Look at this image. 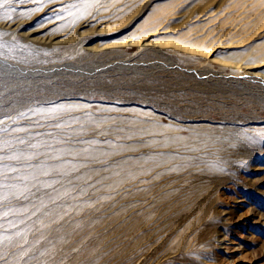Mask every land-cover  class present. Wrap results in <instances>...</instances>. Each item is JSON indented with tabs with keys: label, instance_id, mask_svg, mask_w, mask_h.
<instances>
[{
	"label": "rangeland",
	"instance_id": "1",
	"mask_svg": "<svg viewBox=\"0 0 264 264\" xmlns=\"http://www.w3.org/2000/svg\"><path fill=\"white\" fill-rule=\"evenodd\" d=\"M142 1L56 0L63 45L0 38V264H264V82L234 66L264 58V0ZM214 43L239 47L181 48Z\"/></svg>",
	"mask_w": 264,
	"mask_h": 264
},
{
	"label": "bare ground",
	"instance_id": "2",
	"mask_svg": "<svg viewBox=\"0 0 264 264\" xmlns=\"http://www.w3.org/2000/svg\"><path fill=\"white\" fill-rule=\"evenodd\" d=\"M153 0H143L142 1V4L143 6H148L149 4H151ZM18 3V2H17ZM20 3V2H19ZM63 3V2H62ZM16 4V3H15ZM36 2H25V3H20L19 6L22 7V9H28V8H32L33 6L36 7ZM14 5V4H13ZM39 5V4H38ZM61 5V4H60ZM65 5V4H64ZM16 6V5H14ZM58 8L60 6H57ZM39 8L40 10L39 11H33L32 14H28V16L26 17H22V18H13L11 21H7L5 19L3 20H0V31H3V32H9V33H13V32H17V31H20V30H23L24 32L21 33V35L23 36V38L25 39V41L27 42H31L33 44H37V45H44V46H57V45H63L67 42V34L68 32L70 31H66L64 29H61V25L63 23H66L62 20H64L62 14L61 16H58L57 14V8H56V4L55 5H46V6H37L36 8L34 9H37ZM61 8V7H60ZM15 10H18V9H15ZM20 10V9H19ZM17 12V11H16ZM67 13V12H64V14ZM2 14V13H0ZM15 15V14H14ZM17 15V14H16ZM15 15V16H16ZM67 16V15H66ZM3 17V15H2ZM68 17V16H67ZM66 17V18H67ZM94 17V16H93ZM95 18V17H94ZM99 18V17H98ZM204 18V17H203ZM1 19V18H0ZM92 19V18H91ZM90 18H86L82 21H79L80 23L76 26H78V28H83V27H86L88 25L91 24L92 20ZM97 19V18H96ZM102 19V18H101ZM66 20V19H65ZM95 20V19H94ZM98 20V19H97ZM206 20V19H205ZM100 21V20H99ZM104 21V20H102ZM101 21V22H102ZM98 21L94 22L97 23ZM105 23V22H104ZM99 24V23H97ZM103 26V24H102ZM101 26V27H102ZM66 28V27H65ZM75 28V27H74ZM87 28V27H86ZM92 28V27H91ZM100 28V27H99ZM98 28V29H99ZM103 28V27H102ZM126 28V27H125ZM95 29V28H94ZM169 30V29H168ZM67 33H66V32ZM169 31H172V30H169ZM175 31V30H173ZM2 32V33H3ZM82 32V31H81ZM94 32V31H93ZM168 32L166 30V28L164 26L162 27H153V28H150L148 30H146L145 32H143L142 34H140L138 37L136 38H133L131 40L132 43L135 44H138L140 46H143V47H146L145 49L147 50L148 47H152V48H155L159 45H162L164 46V42L162 43H159L158 41L155 40V37L157 34H162V33H166ZM72 34V33H71ZM75 34V33H74ZM170 34V33H169ZM10 35V34H9ZM164 35V34H163ZM166 35V34H165ZM8 36V35H7ZM71 36V35H69ZM68 36V37H69ZM75 36V35H74ZM89 37V36H88ZM91 37V36H90ZM89 37V38H90ZM95 37V36H94ZM100 37V36H99ZM87 39V38H86ZM130 39V38H129ZM69 41V40H68ZM125 41V40H124ZM70 42V41H69ZM126 42V41H125ZM130 42V44H132ZM116 43V42H115ZM118 43H121L120 41ZM117 43V45H118ZM106 44V43H105ZM110 44V43H109ZM114 44V43H113ZM112 44V45H113ZM122 44V43H121ZM119 44V45H121ZM125 44V43H124ZM129 44V43H127ZM175 45V43H173ZM118 45V46H119ZM123 45V44H122ZM177 45H180L177 43ZM68 46V45H67ZM66 46V47H67ZM89 51L90 52H95V51H102L103 49H106L108 47H111V45H103V46H99V47H91V45H89ZM114 46H116L114 44ZM64 47V46H63ZM87 47V46H86ZM181 47V46H180ZM187 47V46H186ZM186 47H183L182 45V50L184 52H194L195 54L201 57H204V58H216L217 55H215V52H217L218 50L220 49H229V48H237L239 47L238 44H226V43H217L215 44L214 43V46L212 45V48L209 49L208 51H203L201 48L202 51H192L190 48H186ZM144 49V48H143ZM144 49V50H145ZM152 50V49H151ZM198 50V49H197ZM150 51V50H149ZM155 51V50H154ZM223 51V50H222ZM219 52V51H218ZM158 53V52H157ZM164 53V52H163ZM161 54V53H160ZM180 54V53H179ZM192 56V55H190ZM189 56V57H190ZM197 57V56H196ZM200 57V58H201ZM198 59V60H201V59ZM196 59V58H194ZM127 60V59H126ZM206 60V59H205ZM211 60V59H210ZM129 61V60H128ZM215 61V59L213 60ZM201 62V61H199ZM207 62V61H206ZM123 66H128L129 68V64L128 62L126 61H121L120 62ZM170 63V62H169ZM225 63V62H224ZM232 64V63H231ZM9 67H11V65L7 64ZM117 65V64H116ZM120 65V64H119ZM168 65V64H167ZM171 65H176V63L172 64ZM169 66V65H168ZM233 66V65H232ZM235 67L237 68H240L241 70L243 69L244 71L248 72V74L252 75V76H255L257 77L258 79H260L261 81L264 82V74L262 75V68L264 67V58L260 59V60H257L256 62H242V63H237L235 62L234 64ZM131 67V66H130ZM161 67H164L161 66ZM158 68V67H157ZM264 69V68H263ZM22 74H25V75H29V76H33L34 74V71H22L21 72ZM254 77V79H255Z\"/></svg>",
	"mask_w": 264,
	"mask_h": 264
},
{
	"label": "snow or ice",
	"instance_id": "3",
	"mask_svg": "<svg viewBox=\"0 0 264 264\" xmlns=\"http://www.w3.org/2000/svg\"><path fill=\"white\" fill-rule=\"evenodd\" d=\"M11 0H2V3H0V7L3 6V4H8L10 3ZM20 3H25V2H38L41 3L43 2V0H19ZM48 3H56V0H47ZM79 5L77 4H69L67 6L68 9H73V8H78ZM40 9H33V11H39ZM56 11H63V9H58ZM28 13H21L22 16L27 15ZM71 14V13H69ZM5 20L7 21H11L13 19V17L10 14H5L3 17ZM81 18H83V16H81ZM8 35V33H0V38H2L3 36Z\"/></svg>",
	"mask_w": 264,
	"mask_h": 264
}]
</instances>
